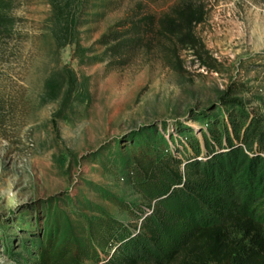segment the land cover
<instances>
[{
    "label": "rangeland",
    "instance_id": "1",
    "mask_svg": "<svg viewBox=\"0 0 264 264\" xmlns=\"http://www.w3.org/2000/svg\"><path fill=\"white\" fill-rule=\"evenodd\" d=\"M10 1L15 24L0 38V264H38L49 241L70 236L94 240L100 257L87 264H107L113 246L97 225L110 216L134 226L115 201L144 205L127 179L132 152L164 143L178 153L234 113L264 123V0ZM190 4L205 13L195 44L163 36L160 21ZM136 24L137 44L128 42ZM109 34L118 41L107 44Z\"/></svg>",
    "mask_w": 264,
    "mask_h": 264
},
{
    "label": "trees",
    "instance_id": "2",
    "mask_svg": "<svg viewBox=\"0 0 264 264\" xmlns=\"http://www.w3.org/2000/svg\"><path fill=\"white\" fill-rule=\"evenodd\" d=\"M10 7V0H0V38L15 24ZM204 14L203 7L192 4L178 7L160 21V33L194 45V28ZM145 20L150 28L153 19ZM131 31L136 39L128 42L140 43V25ZM105 39L118 41L113 34ZM222 103L240 105L238 99ZM230 116L202 140L186 139L178 153L164 149V143H146L131 153L127 179L144 205L115 201L134 217V226L110 216L97 225L99 236L113 246L107 264H264V123L240 113ZM89 230L93 235V224ZM91 240L86 247L71 236L49 241L38 253V264L99 259Z\"/></svg>",
    "mask_w": 264,
    "mask_h": 264
}]
</instances>
